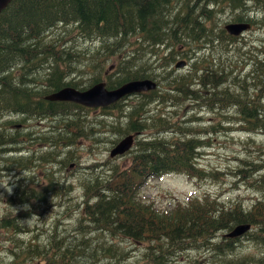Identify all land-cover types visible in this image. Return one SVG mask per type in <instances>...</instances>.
<instances>
[{"label":"trees","instance_id":"trees-1","mask_svg":"<svg viewBox=\"0 0 264 264\" xmlns=\"http://www.w3.org/2000/svg\"><path fill=\"white\" fill-rule=\"evenodd\" d=\"M236 2L238 0H12L0 12V177L7 172L21 175L10 180L12 194V191L0 193V200L5 203L0 214V227L11 232L9 242L12 243V247H7L12 255L6 264H119L120 255L124 254L121 245L101 243L93 247L86 236L92 232L117 236L120 241L129 239L144 243L146 264H166L167 256L183 251L190 254L199 249L210 251L213 257L226 256L235 250L238 239L227 237L226 233L238 224L246 223L258 228L247 232L246 238L264 249V159H239L238 167L230 168L233 176L262 193V197L249 207H244L241 200L226 206L208 196L203 200H191L187 206L168 215L156 207L154 200L148 201L140 193L149 179L168 173H185L192 179L220 180L222 172L197 168L195 161L200 154L198 149L202 148L201 142L193 138L196 131L190 125H180L174 118L177 114L163 115V108L155 111V105L158 108L159 105H168L171 94L174 100L180 96L191 99L195 94L188 88L189 82L197 78L202 67L209 66V70H203V76L208 77L210 88L217 84L219 77L233 81L231 73L219 71L225 69L229 72L237 62L230 59L217 66L209 62L210 58L202 57L206 54V49H202L206 44L211 46L216 36L226 42L233 38L230 43L240 41L238 36H230L224 25L222 29L218 27L217 21L219 13H225L227 6L233 14L229 21L242 20L238 17ZM262 12L258 6L251 10L255 17L246 20L258 25L254 22ZM80 40L97 42L98 45L93 49L80 48ZM215 50L226 53L228 48L220 45ZM183 54L196 56V59L187 71L180 72L175 78L171 75L175 71L174 62ZM87 61H91V65L86 70H95L94 75L98 78L74 77L78 72H85L78 69V64L85 66ZM109 61L117 63L104 79L109 88L144 77L160 82L156 89L144 96L129 97L124 102L126 110L120 115L125 118L124 122L113 127L120 126L121 131L127 133L150 129L155 132L145 140L137 139L127 165L112 163L104 176L94 167L83 170V173L93 174L84 178L82 199L77 203L81 215L77 222L75 219L67 226L64 220L70 216L69 204L75 199V187L71 182L54 177V165L61 158V142L51 133H41L35 122L40 119L41 122H52L62 117L64 122L58 126L75 138L72 107L77 109L78 105L48 101L46 96L62 86L86 88L94 79L97 82L103 80L100 76ZM100 68L103 69L99 71ZM248 69L252 70L254 77H264V58L250 61ZM237 81H240L239 77L235 79ZM174 86L178 87L177 95L170 91ZM207 95L212 104L227 99L225 93L210 92ZM133 100L136 102L131 103ZM199 100L202 99L195 98V101ZM254 100L260 102L261 95ZM119 102L113 106L121 105ZM240 104L238 101V106ZM250 104L252 108L245 110L249 113L245 114L252 119L245 121L243 128H258L264 132V118H253L257 109H264L261 106L255 108L253 102ZM170 129L180 135H168ZM88 134L85 130L79 137ZM44 139L47 145L36 147ZM115 141L111 142V147L118 143V139ZM27 148L37 152V156L34 152L27 153ZM40 157L46 158L47 163L40 176V185L48 182L49 193L34 187L37 179L32 172L36 159L39 166L42 164ZM251 169H262L263 172L254 178L248 174ZM54 196L57 197L55 205L61 209L58 221L25 224L32 208ZM23 204H29L31 208L25 209ZM17 206L22 209L18 210ZM73 212L77 216V207ZM59 224L65 227L60 229ZM222 231L226 233L219 234ZM23 232L31 234L29 237L25 234L27 238H23ZM114 253L118 254L116 263L103 262L114 257ZM223 262L244 264L238 262V258L224 257ZM249 263L260 264L263 260L249 257Z\"/></svg>","mask_w":264,"mask_h":264},{"label":"rangeland","instance_id":"rangeland-1","mask_svg":"<svg viewBox=\"0 0 264 264\" xmlns=\"http://www.w3.org/2000/svg\"><path fill=\"white\" fill-rule=\"evenodd\" d=\"M237 4L238 15L244 16L245 19L247 17H252L253 15L251 13V10H255V8H257L258 6L263 11L261 15H259L255 19L254 23H257L258 25H253V31L245 35L243 42L238 43V67L240 69L243 66H246L244 71L246 73H249V76L243 78L242 75L239 73L238 77L240 81L237 85H234L233 87L238 90L239 100L245 104L242 113H247L245 110L252 108V105L250 104L251 102H253V106L255 108L257 106H261V108L264 109V99H261L260 102L254 100L257 91L255 90V87L253 85L254 83L262 85L259 88V91L263 92L264 77H259L256 75L255 79L253 80V72L251 71V69H247V64L250 61L255 60L257 57H262L264 55V1L238 0ZM227 7L224 8V10L226 9V12H220L217 18L218 27H221V29L224 23L228 22L233 15ZM78 44L80 48L90 47L92 49L98 45L97 42H84L82 40H80ZM155 57L156 56H154L153 59ZM181 58L182 57H179L177 61H179ZM119 60L120 59H118L117 62H119ZM176 62H174V65ZM87 63L88 65L85 66L78 64V69L80 71L85 72L83 74L78 72L74 74V77H76L77 75V77H82V79H88L96 73V71L93 69H90L89 71L86 70L88 69V66L91 65V61H87ZM114 64H117L116 61H109L102 72L104 73L106 70H110V65ZM154 65L157 66L158 63ZM172 66L173 64L171 65V67ZM180 71L185 72L187 71V68H184ZM261 79L263 80L262 82H260ZM219 92L220 95H223L224 93H228L229 95L237 94V91L229 86L225 87L224 89H219ZM174 99V97L171 98V105H174L176 103L181 104L179 106L159 105L161 106L159 108L155 105V111L159 110L160 108H163V110L161 111L163 112V115L173 116L177 114V116H175L174 118L177 119L180 125H190L191 128L196 131L197 135L193 138L197 140H200L201 138L200 142L202 148L198 149L200 150V154L195 161L197 164V168H203L207 171H220L222 172L221 178L220 180H214L212 178L201 180L192 179L183 173H179L181 175L172 173L166 174L160 178L154 177L150 179L148 185L141 190V195L148 201L154 200L156 207L166 211L168 215L174 214L175 210H177L179 207L187 206L191 200H203L204 198H208V196L210 198L218 200L219 202L225 203L226 206H230L239 200H241V203L244 205V207L251 206L259 197H261V192L253 190L249 186L244 184V182L239 181L238 176H233L230 173V168L236 169L241 163L239 159H264V136L258 135L257 132V134L252 137V140H250V136L247 135L245 131H238V127L242 125V115L238 113V110L240 111V107L238 106V99L236 100L235 104L232 98H229L224 102L222 100L219 103L216 102L213 104L212 99H209V102L206 104H202V100L195 101V98L184 100L182 97H179L178 100ZM130 102L135 103L136 101L133 100ZM197 104H199V106ZM211 104L212 106L210 108L209 106ZM226 104L227 107L225 106ZM192 105H195V107ZM151 107L152 109H154L153 106ZM72 108H74V117L72 118V120L73 122L78 124L76 134L81 133L83 131V127H85V130L89 133L87 137L76 138V146L79 148V153L81 154V158L80 156L78 158V167L76 164L75 139L70 137L66 131L62 130L58 126L59 123L64 122L62 117L58 120H52V122L46 120V123H48V125L50 124V133H53L56 130L60 129V155L61 158L66 159L63 160L59 158L60 161L56 162V164L54 165V177L58 176L60 181L66 180L67 182H71L75 187V191L73 193L75 199L72 200L69 204L70 216L69 218H67V220H64L65 222H67V226L70 223L74 222L75 219L77 222V218L80 217L81 207L77 206V203L80 202L82 199V188L85 187L86 182L84 178L89 177L91 174H93V172L83 173V170L87 169L89 165H94L95 170H97L100 175L104 176V173L102 171H107L108 168L104 164L108 160L110 148L112 145L111 142L117 140L120 137L125 136L123 135L124 131H121L119 127H113L114 125H120L124 122L125 118L120 116L122 111L126 110L124 104L115 108H112L110 106L94 108V111H89L85 108V106L82 105H78L77 109L76 106ZM198 109L199 111H197ZM204 116H208L209 118ZM217 116L218 118H216ZM258 117L264 118V110L257 109V111L254 112L253 118ZM251 119L252 117L250 116L249 120L251 121ZM193 120L198 125L196 124L195 126V122ZM184 121L188 122L185 123ZM107 124L109 129L107 128ZM35 125L44 127V124H41V119L39 121H36ZM99 129L104 130V132H101L98 135L100 141H96L97 139L95 138L97 137V135L93 132L94 130ZM149 132L151 133L152 131H143L139 135V137L144 138L148 135ZM168 135H172V133L168 132ZM44 142L47 143V140L44 139ZM39 146L40 143L38 145L36 144V147L39 148ZM260 149H262V152L260 151ZM132 156L133 152H129L122 156L123 159H118L119 157H111V159H113L114 163L127 165V163L131 161ZM48 167H50V164H48ZM262 172V169H251L248 174L254 178H257ZM32 173L37 179V182L34 184V187L37 189H42L45 193H49L50 187L48 186V182L44 181L40 185V176L43 175V171L40 173L37 172V174L34 171ZM25 174L27 173H23V175ZM250 176L248 177V180ZM18 177H21V175L15 172L0 177V193L12 191V194L14 190L12 189V185L10 184V180H15ZM236 185H238L237 188ZM56 202L57 197H49L47 201L42 202L39 206L35 208H32V212L27 218L25 224L34 225L37 221L39 222L42 220H47V224L51 223L52 221H58L57 217L59 216L57 215H59L61 209L59 206L55 205ZM22 206L25 209L31 208L29 204H23ZM22 206H17V209H22ZM76 207L77 216L76 213L73 212ZM4 208L5 203L0 200V214L3 212ZM64 227L65 226L59 224L60 229H63ZM255 229L256 228H254V230ZM7 231V229L0 227V264L8 263L11 258H9V256L12 255L9 250H7V247H12V243L9 242V236L11 235V232ZM223 233L226 232H219V234ZM25 234H27L29 237L31 232H23L21 234V237L27 238V235ZM34 234H36L35 231ZM47 234H44L43 236L46 237ZM86 236L90 238L93 247L98 246L101 243H105L107 245L119 243L124 249V254L120 255L122 260L119 261V264L147 263V259L145 258L146 246L144 243H138L129 239H123L122 241H120V238L117 236L112 237L101 232H92L86 234ZM96 236L98 239L96 238ZM117 255L118 254L114 253V257L110 259L106 258L105 260H103V262L112 261L113 263H116ZM261 255V249L255 246L251 241L244 240L242 243L239 244L237 242L235 250L230 252L226 256L220 255L221 257H213L210 251L199 249L190 254L185 253L183 251L178 252V254L173 256H167L165 259V263L226 264L223 262L224 257L238 258V262L243 261L245 263L246 261H249V257H251L253 260L257 258L261 259Z\"/></svg>","mask_w":264,"mask_h":264},{"label":"water","instance_id":"water-1","mask_svg":"<svg viewBox=\"0 0 264 264\" xmlns=\"http://www.w3.org/2000/svg\"><path fill=\"white\" fill-rule=\"evenodd\" d=\"M12 0H0V12L5 9ZM246 28L243 24L230 23L226 26V29L231 34H240ZM186 63L181 60L177 63V67H182ZM157 88V82L151 78H138L124 83L117 88L110 89L106 87L103 82H96L92 86L86 89H78L76 87L67 85L57 91L52 92L47 96L50 101H68L77 102L86 106H109L117 102L124 95L132 94L135 92H143ZM134 138L132 135L123 139L114 149L112 155L121 154L126 152L132 147ZM250 224H239L227 235L230 237H237L243 235L250 229Z\"/></svg>","mask_w":264,"mask_h":264},{"label":"flooded vegetation","instance_id":"flooded-vegetation-1","mask_svg":"<svg viewBox=\"0 0 264 264\" xmlns=\"http://www.w3.org/2000/svg\"><path fill=\"white\" fill-rule=\"evenodd\" d=\"M224 28L226 29V23H224ZM228 34H230V33H228ZM230 35H232V34H230ZM232 36H234V35H232ZM236 36H238V35H236ZM214 38H216V39L214 40V42L212 44H210L211 46H209V45L206 44L204 46V48L202 49V50H205L206 49V51H207V53L205 55H202V57L205 58V59L210 58L209 62H213L217 66L219 65V63H222V62L227 61V60H230V59H233V62H237V64H235V65L232 66L231 71L228 72L225 69L223 71H219V73H221V72L231 73V75H233V78H234L233 81H231V80H222L221 77H219V79H216V81H217V84L216 85H218V86L221 85V84H223V83H226V82H229L231 85H237L238 84V81L235 82V79H238V74H237L238 73V40H236V42H234V43H230L229 41L232 40L233 38L229 39L227 42L225 40H221L220 38H218V36H216ZM220 45H223L224 47H227L228 48V50H227L226 53H221V52L215 50ZM182 50H184V48H182L181 51ZM180 55H182V54H180ZM183 55L184 56H179V57H182L181 59L185 60L186 65L183 66V67H181V68H178V69L175 68V71L172 72L174 75L171 74L175 78H177L178 75L180 74V72H182L180 70H182L184 68H187V69L190 68V66L193 65L194 62H195L194 59H196V56L194 57L192 55H186V54H183ZM208 67H206L204 69H202L203 68L202 67L200 73L199 74L197 73L198 74L197 78L194 79V80H192L191 82H189V87H188L191 90V92L193 94H195V95H192L191 97L192 98H197V99H199V97H200V99H202V103L203 104H206L207 101H208V98H209V96L207 95L208 93H210V92H217V93L220 94L219 89H214V88H210L209 87V85H208V77H204L203 76V70H205V69L206 70H209ZM214 86H211V87H214ZM177 88H178L177 86L171 87L170 91L171 92H174L177 95L178 94ZM233 89H235L238 92V90L236 88H233ZM193 91H195V92H193ZM171 101H170L169 104H171ZM63 104H68V101H63ZM46 122H47L46 120H43V122H41V124H44V127H40L38 125H36V126L40 129V132L41 133L44 132L45 134L48 135L50 133V131H49L50 124L48 125V123H46ZM32 126H35V125H32ZM60 133H61V131L56 130L53 133L51 132V135L52 136H56L58 139H60ZM75 134H76V130H75ZM74 139H75V148H76V137ZM38 144H39V142L37 143V145ZM42 144L43 145H47V143H45V142H43V143L40 142L39 148H41V145ZM26 151L29 154H31L32 152H34V151L30 150L29 148H27ZM34 153L37 156V152H34ZM42 159H43L42 160L43 162H42V164L40 166L38 164L37 159L35 160V162H34V168H33V171L35 173H37L39 171L42 172L43 169L47 168L46 158L43 157Z\"/></svg>","mask_w":264,"mask_h":264},{"label":"bare ground","instance_id":"bare-ground-1","mask_svg":"<svg viewBox=\"0 0 264 264\" xmlns=\"http://www.w3.org/2000/svg\"><path fill=\"white\" fill-rule=\"evenodd\" d=\"M224 11H225V10H224ZM204 19H205V18H204ZM206 29H207V28H206ZM223 31H224V30H223ZM213 32H214V31H213ZM204 35H205V34H204ZM230 36H231V35H230ZM234 36H235V35H234ZM215 39H216V38H215ZM200 40H201V39H200ZM185 42H186V41H185ZM199 43H200V42H199ZM201 43H202V42H201ZM227 45H228V44H227ZM177 46H178V45H177ZM254 49H255V48H254ZM70 56H71V55H70ZM194 57H195V56H194ZM207 57H208V56H207ZM81 60H82V59H81ZM197 60H198V59H197ZM207 62H208V61H207ZM159 63H160V61H159ZM205 63H206V62H205ZM161 64H162V63H161ZM203 64H204V63H203ZM199 65H201V64H199ZM104 66H105V65H104ZM195 67H196V66H195ZM141 68H142V67H141ZM203 68H204V67H203ZM203 68H202V69H203ZM252 68H253V67H252ZM232 70H233V69H232ZM229 71H230V70H229ZM64 72H65V71H64ZM237 74H238V73H237ZM41 75H42V74H41ZM97 78H98V77H97ZM155 79H156V78H155ZM165 80H166V79H165ZM158 83H160V82H158ZM49 93H50V92H49ZM167 96H168V95H167ZM172 97H173V96L171 95L170 98H172ZM180 97H181V96H180ZM161 99H162V98H161ZM184 100H185V99H184ZM206 100H207V99H206ZM204 101H205V100H204ZM150 103H151V102H150ZM202 104H203V103H202ZM197 105L199 106V104H197ZM188 106H189V105H188ZM192 106L195 107V105H192ZM200 106H201V105H200ZM8 110H9V109H8ZM193 110H194V109H193ZM197 111H199V109H198ZM201 111H202V110H201ZM204 112H205V111H204ZM210 112H211V111H210ZM205 113H206V112H205ZM205 113H204V114H205ZM207 113H208V112H207ZM212 114H213V113H212ZM0 115H1V114H0ZM199 115H200V114H199ZM202 115H203V114H202ZM208 115H209V114H208ZM215 115H216V114H215ZM14 116H15V115H14ZM197 116H198V115H197ZM210 116H211V115H210ZM213 116H214V115H213ZM54 117H55V116H54ZM204 117H208V116H204ZM204 117H203V118H204ZM211 117H212V116H211ZM211 117H210V118H211ZM11 118H12V117H11ZM208 118H209V117H208ZM216 118H218V116H217ZM194 119H195V118H194ZM206 119H207V118H206ZM18 120H19V119H18ZM6 121H7V120H6ZM9 121H10V120H9ZM193 121H194V120H193ZM0 122H1V121H0ZM4 122H5V121H4ZM194 122H195V121H194ZM194 122H193V123H194ZM3 124H4V123H3ZM126 124H127V123H126ZM196 124H197V123L195 122V126H196ZM192 125H193V124H192ZM197 125H198V124H197ZM27 127H28V126H27ZM29 127H30V126H29ZM119 127H120V126H119ZM72 129H73V128H72ZM72 129H70V130H72ZM25 130H26V129H25ZM59 130H60V129H59ZM75 130H76V129H75ZM75 130H74V131H75ZM16 131H17V130H16ZM28 131H29V130H28ZM26 133H27V132H26ZM5 134H6V133H5ZM12 134H13V133H12ZM66 135H67V134H66ZM15 136H16V135H15ZM17 136H18V135H17ZM60 136H61V135H60ZM175 136H176V135H175ZM10 138H11V137H10ZM38 138H39V137H38ZM54 138H55V137H54ZM50 140H51V139H50ZM200 140H201V138H200ZM200 140H199V141H200ZM56 142H57V141H56ZM115 142H116V141H115ZM202 142H203V141H202ZM57 144H58V143H57ZM117 146H118V143H117L115 146H113V147L110 148V154H111V155H112L114 149L117 148ZM12 147H13V146H12ZM13 149H14V148H13ZM15 149H16V148H15ZM15 149H14V150H15ZM22 151H23V150H22ZM22 151H21V152H22ZM55 151L57 152V150H55ZM50 153H51V152H50ZM23 154H24V153H23ZM122 154H123V153H121V154L119 155V159H122V156H121ZM116 155H118V154H116ZM114 156H115V155H114ZM120 157H121V158H120ZM22 158H23V157H22ZM6 159H7V158H6ZM10 160H11V159H10ZM16 160H17V159H16ZM42 160H43V159H42ZM54 160H55V159H54ZM12 161H13V160H12ZM31 162H32V161H31ZM18 165H19V164H18ZM10 173H11V172H7V175L10 174ZM55 181H56V180H55ZM17 185H18V184H17ZM20 241H21V240H20Z\"/></svg>","mask_w":264,"mask_h":264}]
</instances>
